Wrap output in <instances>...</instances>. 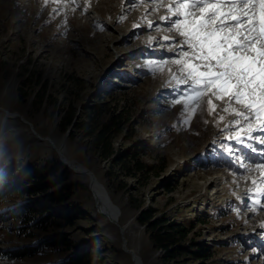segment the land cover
Returning <instances> with one entry per match:
<instances>
[{
	"label": "rangeland",
	"instance_id": "1",
	"mask_svg": "<svg viewBox=\"0 0 264 264\" xmlns=\"http://www.w3.org/2000/svg\"><path fill=\"white\" fill-rule=\"evenodd\" d=\"M182 2L77 0L74 6L71 0L59 5L0 0V170L10 160L21 162L20 170L27 164L61 163L69 171L62 185L71 192L63 205L68 217H59L62 206L50 207L57 227L46 223L47 230L27 226L22 231L16 227L25 223L6 214L0 223V264H53L77 249L89 252L88 264H264V255L250 250L264 252V207L253 210L249 200L252 180L262 179L254 169L264 164V155L226 139L237 130L234 121L249 122L236 113L250 110L227 94L217 99L211 89L203 91L191 115L185 112L182 94L195 86L185 64L202 62L199 49L190 48L173 25L183 17L168 11ZM221 3L224 12L244 8ZM252 3L258 13L259 2ZM54 8L63 14L52 15ZM188 11L189 19L199 18V6ZM221 22L235 23L217 16L210 27ZM245 27L241 23L225 32L243 40ZM66 109L73 114L71 122L62 119ZM110 120L119 130L106 156L87 131ZM62 141L69 162L85 171L63 162L56 149ZM225 145L238 151L229 153ZM137 160L156 166L141 172ZM93 177L115 205L116 220L100 211ZM30 198L5 197L0 212ZM149 208L153 217L143 224L138 216ZM181 224L185 237L172 229ZM56 232L68 237L69 248L41 246L22 258L1 253L36 245ZM160 235L177 248L175 256H165L156 240ZM200 248L206 256L197 254Z\"/></svg>",
	"mask_w": 264,
	"mask_h": 264
},
{
	"label": "snow or ice",
	"instance_id": "2",
	"mask_svg": "<svg viewBox=\"0 0 264 264\" xmlns=\"http://www.w3.org/2000/svg\"><path fill=\"white\" fill-rule=\"evenodd\" d=\"M49 2L59 5L65 3L66 0H45V5ZM229 2L242 4L244 8L235 11L229 9L224 12L221 0H213L211 3L209 0H193L192 3H189V0H184L175 9L172 7L168 9L174 15L183 17L182 20L173 21V25L180 35L185 37V43L190 48L199 49L198 58L202 62L200 66L191 63L185 64L188 77L195 82V86H190L182 94V102L185 112L191 115L193 105L199 101L204 90L215 89L217 99H222L226 94L234 97L238 103L244 104L250 110L249 115L236 113L249 122L240 126L239 121H234L233 124L237 130L226 139L234 140L236 145L247 147L253 152L259 151L264 155V148L257 149L255 147L256 144L264 145V0H258V13L256 4L252 3V0H229ZM71 3L75 6L77 0H71ZM197 6L200 10L199 18L189 19L193 14L188 9ZM237 11L240 12L239 15L236 14ZM61 14H63V9L54 8L52 10V15ZM209 14H211V18H208ZM217 16L231 19L235 23L225 25L221 22L218 27H210ZM244 17L247 19H243ZM241 23L246 25L243 29V32L246 33L243 40L239 39V34H236L234 38L233 33L225 32L226 27L237 28ZM148 26L153 27L151 22ZM163 39L167 40L168 37ZM257 43L259 47L255 46ZM188 55L187 52L183 53L184 57ZM212 61L215 63H211ZM148 63L156 64L157 69L160 68L158 62L149 60ZM175 63H181V61L176 60ZM200 67L205 70H199ZM176 83L179 87L181 81ZM176 102L180 103L181 100ZM208 103L211 106V101ZM251 120H254L255 123H252ZM254 133H259V135H254ZM225 151L233 153L238 149L225 145ZM240 163L241 166H244L243 161ZM254 170L261 174L262 179L259 182L253 179L252 184L255 191L249 189V200L250 205L254 206L253 210L264 207L260 199V197H264V164L257 165ZM258 184L261 186L257 187ZM250 250L264 255V252L259 249Z\"/></svg>",
	"mask_w": 264,
	"mask_h": 264
},
{
	"label": "trees",
	"instance_id": "3",
	"mask_svg": "<svg viewBox=\"0 0 264 264\" xmlns=\"http://www.w3.org/2000/svg\"><path fill=\"white\" fill-rule=\"evenodd\" d=\"M122 78L127 79V77L124 76H122ZM21 96H23V94H21ZM96 111L98 110L93 107V112ZM72 116V112L66 109L62 115V119L66 122H71ZM112 118L115 117L112 116L111 119ZM84 123L86 124V122ZM87 125H89V123H87ZM95 126L97 127H90L91 129L87 131L88 134H92V144L102 155H111L114 148L113 136L119 130V127L115 124V121L112 120L105 124H97ZM123 160L124 159H120L117 161L116 159L115 161L122 162ZM21 164V162L10 160L5 163L0 170V201L5 197L19 198L24 195H28L32 198L15 204L8 208L4 214L0 212V223L3 222L4 217L8 214L7 216H10L9 218L20 219L21 222L25 223V226L21 225L16 227V229L22 228V231H24L28 228L27 226H29L31 228H43L47 230L48 227L46 223H54L53 225L56 223V221L50 218L55 217V215L51 213L50 207L52 205L62 206L58 212L59 217H68L70 214L69 211H65L63 205L70 198L71 192L67 191V189H69L67 185H62L68 180L69 171L61 163H58L57 166H51L49 161L40 168L34 164H27L20 170ZM136 165L137 170L141 172H150L156 166L140 162L139 160L136 161ZM127 167L130 168L129 166ZM59 169L60 171L58 172ZM22 184L26 185L22 186ZM152 211V208L143 210L138 216V220L143 224L150 223L153 217ZM155 224L157 223L155 222ZM173 224L174 223H172V225ZM57 226L58 223H56V227ZM172 229L173 232L179 234L180 237L186 236L187 230L184 225H174ZM25 234L28 238L34 235L31 231H27ZM167 235H170V233ZM167 235H160L156 240L161 244L162 249H165L166 257L175 256V254L178 253L177 248L173 247L172 243L165 242ZM41 246L53 247L55 249L62 247L65 249L69 248L71 244L70 240L63 232H56L47 235L36 245L15 247L2 251L1 253L11 258H22L34 255ZM197 252V254L201 256H206L204 248H200ZM89 260V252H86L84 249H77L68 254L66 258L53 264H88Z\"/></svg>",
	"mask_w": 264,
	"mask_h": 264
},
{
	"label": "bare ground",
	"instance_id": "4",
	"mask_svg": "<svg viewBox=\"0 0 264 264\" xmlns=\"http://www.w3.org/2000/svg\"><path fill=\"white\" fill-rule=\"evenodd\" d=\"M56 149L61 154V159L62 160L63 159L64 160H67L68 163H69V165L71 164L72 165V168L74 170L85 171V170H81L79 167H77V165L75 166L72 163H70L71 161L69 160V157L67 155V152H66L67 150H66V146H65V142L64 141H62V144L56 145ZM91 181L93 183L92 186H93L94 190L96 191L95 198H96L97 203L99 204L100 211H102L103 213L109 215L114 220H116V218H117V209H116L115 205L112 204V202L109 200L107 194L105 192H102L100 190V188H101L100 187V183L95 179V177H93V179Z\"/></svg>",
	"mask_w": 264,
	"mask_h": 264
},
{
	"label": "water",
	"instance_id": "5",
	"mask_svg": "<svg viewBox=\"0 0 264 264\" xmlns=\"http://www.w3.org/2000/svg\"><path fill=\"white\" fill-rule=\"evenodd\" d=\"M70 131H71V129L69 128V129L67 130V134H66L67 136L69 135ZM59 154H60V153H59ZM63 162L66 163V164H68V162H67L66 160H64V159H63ZM68 165H69V164H68ZM69 166H72V165L70 164Z\"/></svg>",
	"mask_w": 264,
	"mask_h": 264
}]
</instances>
